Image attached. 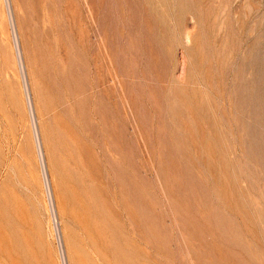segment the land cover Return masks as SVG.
Returning a JSON list of instances; mask_svg holds the SVG:
<instances>
[{
	"label": "rangeland",
	"instance_id": "374dc122",
	"mask_svg": "<svg viewBox=\"0 0 264 264\" xmlns=\"http://www.w3.org/2000/svg\"><path fill=\"white\" fill-rule=\"evenodd\" d=\"M0 264H264V0H0Z\"/></svg>",
	"mask_w": 264,
	"mask_h": 264
}]
</instances>
